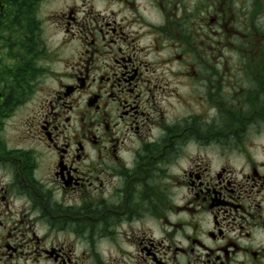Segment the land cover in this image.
<instances>
[{
  "label": "flooded vegetation",
  "instance_id": "1",
  "mask_svg": "<svg viewBox=\"0 0 264 264\" xmlns=\"http://www.w3.org/2000/svg\"><path fill=\"white\" fill-rule=\"evenodd\" d=\"M17 8L0 0V50L32 41ZM230 21L244 72H221L192 35ZM41 32L52 85L27 134L0 140V264H264V0H62ZM175 63L209 94L187 116L149 75Z\"/></svg>",
  "mask_w": 264,
  "mask_h": 264
},
{
  "label": "rangeland",
  "instance_id": "2",
  "mask_svg": "<svg viewBox=\"0 0 264 264\" xmlns=\"http://www.w3.org/2000/svg\"><path fill=\"white\" fill-rule=\"evenodd\" d=\"M27 1L29 2L30 0ZM61 3L62 0H40L36 13V19L38 22L33 21L29 26L32 41L27 45L25 51L20 50L17 47L12 49L10 52L5 49L0 50V75L4 72H11V75H7L6 77L10 76L12 80L14 79V83L17 87L14 107L4 108L3 112L5 114L0 115V140L5 144L16 142L18 138H21L22 133L27 134V131H29L30 128L28 117L36 108L35 106L39 101L38 96L40 94L37 93V96H35L37 90H40L41 87H50L52 85L48 84L51 82L50 78L48 76L46 78L44 77V74L47 72H43L41 31H43V21L45 25L49 14L58 10ZM203 14L206 15L205 13ZM232 24L233 23L231 21L229 23H225L223 30L210 23L206 26L205 24H201V22H199L198 24H192V35H198L200 32H206L208 34L210 41L207 45L208 55L212 57L215 64H218L221 72H238V70L244 72L246 63L243 60V55H248L249 50L248 48H242L241 45H239L241 42H238L241 35H243L246 30L242 27V24L238 22L236 27L241 31V33L237 36V31L233 30ZM220 31H224V42L217 44L215 38L219 36L217 34ZM232 33L234 35L233 40L230 41L226 39L227 36L230 38ZM53 41L49 38L48 44L51 45ZM146 45L147 43L143 42V46ZM167 52H170V49L165 50V53ZM26 60H30L31 65ZM241 67L243 68L240 69ZM186 71L187 69L184 68L183 64L175 63L170 67H165L163 69L160 68L157 72L149 74L153 79L156 78L154 83L156 80L164 79V83L169 84L168 88H166V94L171 96H168L165 102L169 105L170 111H175L177 116H187V105L191 102L204 100L209 95L207 90L198 85V82L194 77H188L184 74ZM14 72L27 73L24 78H21ZM0 77V79L3 80L5 78L4 76ZM232 78L233 76L228 73L225 77V80L227 81L226 84H230L232 82ZM19 81H22L20 83L24 82L28 85L24 91H19ZM174 90L175 92H173ZM200 90L202 91L200 92ZM179 100L181 102H179ZM183 105L186 109H184ZM173 107H175V110ZM196 107L203 109V104L200 103L199 106L195 105V108ZM257 143H262L260 138L257 140ZM49 160L50 156L44 153L43 168L48 165Z\"/></svg>",
  "mask_w": 264,
  "mask_h": 264
},
{
  "label": "trees",
  "instance_id": "3",
  "mask_svg": "<svg viewBox=\"0 0 264 264\" xmlns=\"http://www.w3.org/2000/svg\"><path fill=\"white\" fill-rule=\"evenodd\" d=\"M14 3L16 5L21 6V8H17L14 10L15 12V20H17L18 22H23V20H25V18H29L30 22L33 21H37L36 19V13H37V9H38V4L40 3V0H30L29 2L27 0H14ZM26 5V7H24ZM7 19H12V18H7ZM20 26H17V29H19ZM1 78V77H0ZM5 81L6 83H8L7 81H10L9 83H12V78L10 76L5 77L4 80L0 79V85L2 84V82ZM7 93V92H6ZM0 110H4V108H1Z\"/></svg>",
  "mask_w": 264,
  "mask_h": 264
}]
</instances>
